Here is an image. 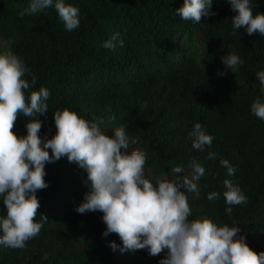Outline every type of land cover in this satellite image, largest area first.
Segmentation results:
<instances>
[{"label": "trees", "instance_id": "16d2710c", "mask_svg": "<svg viewBox=\"0 0 264 264\" xmlns=\"http://www.w3.org/2000/svg\"><path fill=\"white\" fill-rule=\"evenodd\" d=\"M183 2L64 0L79 10V26L68 31L54 4L29 14L32 0H0V54L11 51L28 70L23 77L30 83L26 98L42 87L50 93L47 112L18 114L13 132L26 135V123L37 119L41 140L51 138L56 132L53 113L68 108L98 123L107 135L125 128L128 147L145 155L144 174L154 186L158 179L180 182L182 172H171L176 166L192 177L195 161L205 172L194 181L199 196L186 193L189 219L237 226V237L259 253L264 251V120L251 105L257 99L264 102L256 76L264 71V36L234 29L236 12L227 0H213L214 15L202 16L199 23L176 14ZM250 2L254 15L264 13V0ZM114 35L115 49L104 47ZM229 54L242 63L225 76L216 70L215 58ZM215 71L220 81H214ZM233 82L238 85L230 86ZM195 123L213 137L203 150L192 147L189 133ZM209 152L216 153L215 159L207 158ZM222 160L232 166L233 175ZM226 179L241 189L246 203L226 204ZM44 180L47 187L35 193L40 203L35 219L41 222L42 214L48 219L23 248L0 244V264H120L110 247L111 233L104 235L103 213L76 211L89 191L83 170L62 157L45 164ZM213 192L218 198L208 200ZM4 216L0 197V218ZM156 257L144 263L154 264Z\"/></svg>", "mask_w": 264, "mask_h": 264}, {"label": "clouds", "instance_id": "9594fccd", "mask_svg": "<svg viewBox=\"0 0 264 264\" xmlns=\"http://www.w3.org/2000/svg\"><path fill=\"white\" fill-rule=\"evenodd\" d=\"M227 2L236 12L231 18L234 29L244 28L249 36L256 33L264 36V13L254 15L250 0ZM212 3L213 0H184L176 14L183 20L199 23L202 16L214 15L210 12ZM53 4L68 31L79 26V10L66 5L64 0H32L27 11L36 13ZM117 39L114 35L105 41L104 47L115 49L113 41ZM222 61L230 71L242 63L235 54ZM26 71L23 62L11 51L0 54V197L6 209V216L0 218V244L23 248L26 241L40 233L42 222L48 218L42 214L41 222H36L40 203L35 193L47 187L45 164L66 157L86 171V183L90 182L89 191L76 211L103 213L104 235L117 234L122 242L121 252L146 248L151 256H158L167 250L160 264H264V251H253L243 236L237 237L240 231L237 226H217L205 217L189 219L192 210L186 193L199 196L194 181H199L205 172L199 163L193 161L191 178L185 175L180 182L158 179L154 186L144 174L145 155L138 150L123 151L130 145L125 128H116L111 136L107 135L98 123L89 122L68 108L53 113L56 132L51 138L41 140L38 135L41 123L37 119L26 123V135L17 136L13 128L18 114L34 117L48 110L46 101L50 93L46 88L33 90L25 97L24 90L30 88L23 78ZM256 76L264 90V71ZM35 83L33 76L31 84ZM251 111L264 120V102L260 99L252 103ZM189 136L192 147L198 150L213 141L200 123L193 125ZM215 157L216 153H208V159ZM221 164L229 175L234 174L227 160ZM182 171L180 166L171 169L173 173ZM224 185L227 205L247 202L238 186L227 179ZM207 198L216 199L217 193H210ZM225 211L230 215L232 208ZM110 247L115 249L117 245L111 242Z\"/></svg>", "mask_w": 264, "mask_h": 264}, {"label": "rangeland", "instance_id": "374dc122", "mask_svg": "<svg viewBox=\"0 0 264 264\" xmlns=\"http://www.w3.org/2000/svg\"><path fill=\"white\" fill-rule=\"evenodd\" d=\"M200 39H201V35L200 34L195 35V44H196V47H197V51H198V43H199ZM0 44H3V41H0ZM225 58L226 57H224L222 55L216 57L215 58V66H216V70L220 71V73L222 75L228 76L229 68L227 66H225V64L222 61ZM217 71H215L213 73V75H212L214 81H220ZM237 85H238L237 82H233L232 84H230V86H232V87H235ZM123 151L131 153L132 152V148L131 147H127ZM82 170H83L84 175H85V180L87 181V173H86V171L84 169H82ZM182 174L184 176L186 175L189 178H191V174L187 170L182 171ZM171 175H173V174L171 173ZM164 178H166V175H165ZM87 184H88V188H89L90 182H88ZM111 238H112V242H115V244L117 245V247L115 249L112 248L113 255H114L115 259L117 260V262L120 263V264H145L144 260H147V259L152 257L149 254V252H148V250L146 248L145 249H141V250H135V251L121 252L120 251V245L122 244V242H121L120 238L118 237V235L115 234V233H111ZM166 255H167V250H165L164 252H161L156 257L154 264H160L161 260L163 258H165Z\"/></svg>", "mask_w": 264, "mask_h": 264}]
</instances>
